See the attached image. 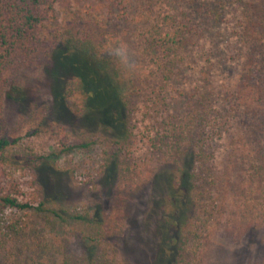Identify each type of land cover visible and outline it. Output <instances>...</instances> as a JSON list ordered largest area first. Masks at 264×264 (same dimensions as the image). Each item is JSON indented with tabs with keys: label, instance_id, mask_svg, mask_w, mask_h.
Listing matches in <instances>:
<instances>
[{
	"label": "rangeland",
	"instance_id": "obj_1",
	"mask_svg": "<svg viewBox=\"0 0 264 264\" xmlns=\"http://www.w3.org/2000/svg\"><path fill=\"white\" fill-rule=\"evenodd\" d=\"M174 6L190 19L193 40L166 71L153 26L163 27ZM55 15L42 29L52 42L70 26L97 37L108 62L98 69L116 89L119 125L80 116L86 97L76 81L63 114L45 67L22 71L19 95L0 103L5 134L15 141L0 166V192L17 189L36 206L40 184L68 210L95 213L102 223L98 232L66 225L61 241L45 215L6 209L3 227L17 222V231L0 235V264H155L159 226L172 210L181 234L197 230L201 264H262L264 209L246 171L264 149V0H69ZM116 39L133 50L139 67L132 76L108 50ZM246 64L251 77L240 83ZM103 105L97 123L112 116ZM189 114L193 142L204 147L203 161L190 166L192 180L167 154ZM182 184L179 209L171 198Z\"/></svg>",
	"mask_w": 264,
	"mask_h": 264
},
{
	"label": "trees",
	"instance_id": "obj_2",
	"mask_svg": "<svg viewBox=\"0 0 264 264\" xmlns=\"http://www.w3.org/2000/svg\"><path fill=\"white\" fill-rule=\"evenodd\" d=\"M69 0H0V103L3 98L18 96L21 91L19 75L22 71L33 67L43 66L49 80L52 82V94L60 112H68L64 105V98L70 92V84L76 81L81 93L85 95V101L80 116L95 124L110 125L116 128L120 121L118 115L120 103L117 92L112 83L103 76L99 69L108 66L104 54L96 48L97 37L91 36L84 29L70 26L56 43L48 35L43 34L42 29L55 20L58 6L68 4ZM175 0H173V4ZM176 6L172 13L165 14L161 18L160 26H153L155 34L159 35L158 43L163 50L165 62L170 68L179 62V55L192 45L193 33L190 19ZM248 75L240 78V83L247 77H251V66L245 65ZM104 70V69H103ZM165 79H170L168 76ZM242 94L239 90V95ZM99 97L102 100L98 101ZM108 108L111 118L97 123L93 116H97L103 109ZM118 112V113H116ZM195 116L187 115L179 134L174 136L173 144L167 146V154L181 162L182 174L185 179H193L191 165L202 162L204 158L203 145L197 144L190 135ZM114 121V124L111 123ZM6 125L0 118V166L9 163L8 149L14 144L10 142L6 134ZM155 146V144H152ZM248 180L253 182L259 191L257 202L264 209V149L258 150L254 163L246 171ZM40 186V202L34 206L29 202L20 200L19 190L0 192V235L9 230L14 234L17 231V222H12L4 228L1 216L6 209L16 211H28L32 215H45V220L51 225L58 224L56 237L61 241L63 229L66 225H86L94 232L101 227V220L97 214L90 212L76 213L64 207L61 199L54 198L44 192ZM187 188L182 184L177 194L171 200L177 208L185 205V192ZM180 209V208H179ZM264 212V210H263ZM29 214V215H30ZM28 214H26L27 217ZM25 220V224L29 221ZM25 224H21L20 230ZM52 225V231L56 230ZM180 221L175 210H172L164 222L159 226L160 235L159 249L155 264H201V247L197 230L190 234L180 233ZM61 231V232H60ZM63 231V232H62ZM97 234V233H95ZM95 243L97 239L92 236L86 237ZM68 257V256H67ZM72 258H65L64 264H72ZM264 264V262L262 263Z\"/></svg>",
	"mask_w": 264,
	"mask_h": 264
},
{
	"label": "clouds",
	"instance_id": "obj_3",
	"mask_svg": "<svg viewBox=\"0 0 264 264\" xmlns=\"http://www.w3.org/2000/svg\"><path fill=\"white\" fill-rule=\"evenodd\" d=\"M108 50L124 74L132 76L137 72L139 65L131 46L126 41L116 39L108 44Z\"/></svg>",
	"mask_w": 264,
	"mask_h": 264
}]
</instances>
